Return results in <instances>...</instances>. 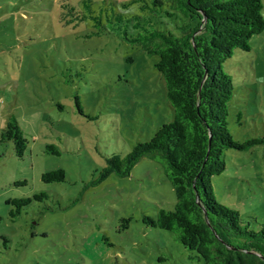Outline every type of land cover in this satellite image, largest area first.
Listing matches in <instances>:
<instances>
[{
    "label": "rangeland",
    "instance_id": "obj_1",
    "mask_svg": "<svg viewBox=\"0 0 264 264\" xmlns=\"http://www.w3.org/2000/svg\"><path fill=\"white\" fill-rule=\"evenodd\" d=\"M92 1L91 15L84 0H0V264H206L144 220L177 201L156 160L144 157L130 175L98 181L107 157L151 139L173 108L155 67L159 56L129 40L142 30L134 23L150 18L141 6L151 0ZM112 11L123 20L109 21ZM250 44L224 64L235 88L230 129L240 142L264 138V31ZM12 116L29 140L24 158L1 141ZM225 158L226 171L213 178L216 195L259 228L264 143L228 149ZM58 168L65 181H43ZM40 192L48 196L13 220L8 199Z\"/></svg>",
    "mask_w": 264,
    "mask_h": 264
},
{
    "label": "trees",
    "instance_id": "obj_2",
    "mask_svg": "<svg viewBox=\"0 0 264 264\" xmlns=\"http://www.w3.org/2000/svg\"><path fill=\"white\" fill-rule=\"evenodd\" d=\"M84 4L92 15L93 1L84 0ZM141 7L150 9V18L143 23L140 16L134 15L140 21L134 27L142 30L129 40L159 56L155 67L165 79L173 118L163 123L151 139L137 142L127 154L117 152L107 157L98 181L111 174L128 176L142 158L154 159L171 182L177 201L173 209L161 208L157 216L145 215L148 224L173 233L192 252L191 257L206 264H264V222L255 228L239 209L221 202L213 182L214 176L227 169L228 149L241 151L264 143V138L245 142L234 139L229 116L235 88L224 70L235 50H250L252 37L264 31V2L151 0V5ZM70 11L77 13L73 6ZM76 16L80 20L87 17ZM107 17L111 22L121 21L124 14L112 11ZM98 18L101 21L102 14ZM77 103L81 107L79 100ZM237 114L241 122V111ZM8 140L14 143L16 156L24 158L29 140L15 116L9 118L2 131L1 141ZM45 150L60 155L55 144H48ZM66 176L65 169L58 168L44 172L42 179L61 182ZM47 196L40 192L8 199L13 206L12 219L33 200ZM4 239L6 244L9 239Z\"/></svg>",
    "mask_w": 264,
    "mask_h": 264
}]
</instances>
